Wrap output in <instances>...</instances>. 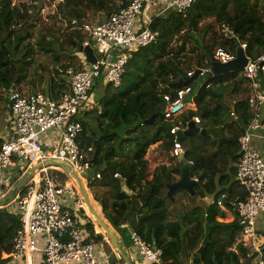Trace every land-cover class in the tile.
I'll return each instance as SVG.
<instances>
[{
  "label": "trees",
  "instance_id": "trees-1",
  "mask_svg": "<svg viewBox=\"0 0 264 264\" xmlns=\"http://www.w3.org/2000/svg\"><path fill=\"white\" fill-rule=\"evenodd\" d=\"M120 3L103 18L126 6L128 0ZM40 10L37 4L16 5L14 0H0V107L8 103L10 92L32 94L36 92L31 89L36 87L41 88V93L58 98L69 90L67 72L82 69V62L76 57L83 56L81 49L88 39L83 28L89 23L87 11H73L68 0H62L46 22L38 16ZM207 18H217L240 39L238 42L225 37L219 48H229L236 54L245 42V53L251 60L264 55V0H197L186 15L170 11L165 17L155 18L150 28L159 33L156 42L135 52L126 65L121 86L114 88L105 83L97 107L82 114V146L93 148L95 172L104 177L101 183L89 177L88 188L93 193L96 186L126 183L133 197L129 198L118 186L117 194L111 193L113 209L119 207L117 217H121L120 210L138 208V222L124 223L162 250L161 264H184L182 258L191 264H254L257 253L242 246V228L234 207L246 198L237 172L241 158L239 139L253 118L249 106L252 89L243 77V70L211 77L210 74L203 81L198 75L188 77L189 72L197 69H213V63L217 62L214 45L207 38L213 27L200 28ZM37 55L54 61L58 79L50 76L49 87L46 77L50 71L44 68L40 74L35 70ZM186 87H192L196 93V109L185 110L175 121L166 119L164 96ZM196 117L206 134L181 140L184 159L172 155L174 163L158 166L149 181L147 156L151 147L158 145L166 154H173L175 137L171 129L180 123L182 129H187ZM151 118L153 122L146 124ZM3 142L0 137V149ZM186 165L191 167V177L199 181L194 188L195 196L178 190L170 197L168 185L177 183ZM52 174L63 184L69 181L61 172ZM116 174L121 178H115ZM13 181L10 183L14 184ZM216 187L220 188L217 193ZM211 194L216 199L227 196L225 207L234 215L232 222L217 220L227 218V212L216 205L207 211L200 206L199 201ZM182 197L187 199V205ZM81 211L84 219L89 220ZM104 211L110 223L119 228L121 221L107 211V205ZM88 228L93 234L91 223ZM22 229L19 214L8 208L0 209V264L9 262L1 256L12 252ZM183 229L186 231L182 238ZM259 234L264 238V231ZM262 249L264 258V245Z\"/></svg>",
  "mask_w": 264,
  "mask_h": 264
},
{
  "label": "built area",
  "instance_id": "built-area-1",
  "mask_svg": "<svg viewBox=\"0 0 264 264\" xmlns=\"http://www.w3.org/2000/svg\"><path fill=\"white\" fill-rule=\"evenodd\" d=\"M196 2L197 0H170L163 11L186 15ZM147 3L148 0H128L126 6L105 21L94 26H83L88 39L82 48L91 47L97 62L90 64L83 55L80 58L82 69L67 72L69 90L66 93L58 98L41 92L9 93L8 107L14 129L0 149V174L13 167L25 169V166L41 165V168L37 171L38 180L31 178L9 203L11 210L21 216L23 229L14 240V248L7 255L8 258L15 261L26 260L28 264H32L36 257H40L43 264H102L96 259L93 234L87 221L65 204L66 195L73 186L69 182L63 184L57 180L51 170L60 171L69 180L73 176L52 164L56 162L70 165L87 185L89 177L102 178L94 169L93 148L82 146L84 126L80 116L91 110L89 104L93 100L94 89L103 77L105 83L114 88L120 87L126 65L134 53L156 42L159 33L150 28L151 20L144 28H136L137 19ZM152 4L156 5L157 1L152 0ZM223 34L228 39L240 42L239 37L227 25L223 26ZM240 47L246 52L245 42ZM115 52L117 55L114 56ZM215 58L221 64H228L237 58V53L229 48H218ZM247 58L243 77L251 84L249 106L253 118L239 139L241 158L237 181L244 188L246 198L237 202L234 207L242 228V246L257 253L254 264H264V239L257 227L258 218L264 213V159L252 145L254 135L264 127L260 121V108L264 106V87L260 84L261 81L264 82V55L257 60ZM199 70L197 74L196 71L189 72L188 77L198 75L203 81L212 73L207 67ZM195 96L192 87L177 90L173 95L166 94L165 118L171 121L179 119L194 104ZM98 110L101 112V108ZM194 122L200 124V118H194ZM185 130L181 123L171 129V134L175 137L172 155L176 158L184 155L178 133ZM49 134H52L51 138L45 140ZM91 171L94 173L90 174ZM115 178L121 177L116 174ZM226 199L225 194L221 195L213 205L228 211L225 207ZM121 227L128 230L132 246L138 251L144 264H161V249L144 240L127 224Z\"/></svg>",
  "mask_w": 264,
  "mask_h": 264
},
{
  "label": "crops",
  "instance_id": "crops-1",
  "mask_svg": "<svg viewBox=\"0 0 264 264\" xmlns=\"http://www.w3.org/2000/svg\"><path fill=\"white\" fill-rule=\"evenodd\" d=\"M154 1H157L156 5L152 4V0H148V3L146 5L143 13L137 19V22H136V28L137 29L144 28L150 20L153 21L155 18L165 17L167 15V12L166 11L164 12L163 10H165V7L170 2V0H154ZM105 20L106 19H104L103 21H105ZM103 21L100 20L99 23H101ZM211 70H212L211 74H213L214 71H213V69H211ZM211 76H213V75H211ZM260 84L262 87H264V82L261 81ZM192 109L193 110L196 109L195 102H194V104H192L188 108V110H192ZM260 121L264 125V106H262L260 108ZM6 123L7 124L11 123V125L9 126L8 132L4 131V129L2 131L0 130V137H2L4 140L7 139L11 135V133L14 129L13 128L14 127L13 119H12V116L10 113V109H9L8 118L6 119ZM51 136H52V134H49L48 136H46L45 140L50 139ZM252 145L256 150H258V152L260 153V155L264 159V127L261 128V130H259L254 135V137L252 139ZM151 155L153 158L151 157ZM172 157L173 156L171 153L169 155L166 154L165 152H163L158 147V145L152 146L150 149V152L147 156V158L150 160V170H151V172H149L148 180L149 181L152 180L154 171L158 166L170 165L171 163H174V161H171ZM180 160H181V158H180ZM22 170L23 169H20L18 167H13V168H9L8 170L1 172L0 180L6 179V180H3L2 185L5 187L8 186L10 188L11 186L9 184H11V185H14L16 183L18 184V182H20V180L26 174L25 172H21ZM184 171H188V173L190 174V170H188L187 168L184 169L183 172L181 173V176L178 177L177 183L181 180ZM36 175L37 174L35 172L33 177H31V178L32 179L35 178ZM103 179H104V177L102 176V178L97 179V181L101 183V182H103ZM117 179H120V178H117ZM192 179L196 180L197 185H198V183H199L198 179L197 178H192ZM12 180H14L13 181V182H15L14 184L10 183ZM34 180H36V179H34ZM123 184H125L126 188L123 187ZM216 184H217V181H216ZM170 185H172V184H170ZM170 185H168V188ZM118 186L121 188V191L123 193H126L129 196V198L133 197L132 196L133 192L128 189V187L124 181H122V182L120 181L118 184H110L109 183L107 185V187L96 186V188L93 192L94 194L88 188L89 193H90V199L92 200V202H95V204H97L100 207V210L102 213L101 214L102 220L112 230L117 241H115L113 238H111L107 234V232L100 226L99 223H98L99 226H97L94 223V220H96V219L94 217H91L89 215V213L87 212V210L84 208L82 197L80 196V193L77 194L78 196L76 195L75 191L73 190L74 188H70V190L68 191V193L66 195V199H65V204L73 212H75L76 214H78L82 218H84V216L81 213L82 212L81 210H84L85 215L89 218L90 221L88 219H86V221L88 224L91 223L92 226L94 227L93 238H94V243H95V255H96V259L99 262H101L102 264H127V262H126V258H127L129 263H131V264H144V260L141 258L138 251L135 248H133V246H132L131 240L129 238L128 230L123 229L121 227L123 224H126L124 222H127L131 225L136 224L138 222V208L136 206H131L127 209L126 208L122 209V210H120L121 211V217H117V212L119 210V207H115L116 209L115 208L113 209L111 193L117 194L116 191H117ZM3 190H5V188ZM3 190H1V191H3ZM13 190L9 189L8 192H5V193L3 192L4 196L0 195L1 196L0 201L5 200ZM176 191H178V190H176ZM218 191H220V188L216 187L215 192L217 193ZM17 193H18V191H17ZM17 193H15L14 196H16ZM174 193H175V191L173 192V194ZM173 194H172V196H173ZM96 196L99 199L96 200L95 199ZM190 196H192V197L195 196V193H194V195L190 193ZM215 197H216L215 194H211V195L204 197L203 199H201L199 201L200 206L203 207L205 209V211H207L209 208H211L213 206V203L216 200ZM10 202H11V200L4 207H0V209L8 208V209H10L11 212H13L11 210L12 208H10V206H9ZM104 203L107 205V211H109V213L112 216L116 217L117 219H119L123 223L122 224L120 222L119 228H115L110 223V221L106 218L105 211H104V209L106 208V205L104 206ZM140 205H141V203H140ZM96 212L98 213L97 210H96ZM225 212H227V218L224 219L223 217L222 218L219 217V218H217V220L220 222H232L234 220V215L232 213H230L229 211H225ZM13 213H16V212H13ZM16 214H18V213H16ZM123 220H126V221H123ZM257 227H258L259 231H261V232L264 231V213L261 214L260 217L258 218ZM131 229H133V228H131ZM117 242L120 245V249L126 254V258L123 257L121 255L120 251L116 248ZM7 255H9V254L3 253L1 256L2 260H8L9 261L7 264H28V262L26 260L15 261L11 258H8ZM36 261H38L37 264H43L40 257H38ZM32 264H35V258H34Z\"/></svg>",
  "mask_w": 264,
  "mask_h": 264
},
{
  "label": "rangeland",
  "instance_id": "rangeland-1",
  "mask_svg": "<svg viewBox=\"0 0 264 264\" xmlns=\"http://www.w3.org/2000/svg\"><path fill=\"white\" fill-rule=\"evenodd\" d=\"M121 1L122 0H68V4L73 11H76L79 13H83L84 11H87V14L89 16V21H88L89 23H85V24L86 25L88 24L89 26H94V25H98L100 20L103 21L105 19V18H103L102 15L105 16V14H107L108 11H110V8H115V7L119 6L121 4L120 3ZM23 2H26L28 5H32V6L33 5L35 6V4H37V8H41L40 14L38 16H40V18L41 17L45 18V20L47 22L48 16L54 14L57 11L58 5L60 2H62V0H14V3L16 5L22 4ZM94 10H99V13L93 12ZM100 16H102V18ZM208 25H212V27H213V29L210 31L207 38L210 41V43L214 45V52H215L219 48L218 46H219V44H221L222 40H225V36L223 34V26L224 25L219 23L217 21V18H207L201 23V27H200L201 30ZM187 50H188V52H190L189 46L187 47ZM113 55L115 56V55H117V53L115 52ZM81 57L82 56H79L76 58H81ZM44 68H46L47 71H50V73L47 72V77H46L48 79V84L46 86L49 87V84L51 82L50 78H49L50 76H52V77L54 76L56 79H58L56 76L54 61L47 56L37 55V64H36L35 70H37L38 73L41 74V72L43 71ZM35 74H36V72H35ZM104 84H105V77L102 78L101 83L97 86V88L95 89L96 91L93 93V100L89 104V107H91V110H94L97 107V102L104 95V89H105ZM31 90H32V92H41V88H37V87L32 88ZM7 105H8V103L4 102V103H2V105L0 107V130L2 131L4 129V131L8 132L9 126L11 125V123H8V124L6 123V119L8 118V114H9V111L7 109L8 108ZM80 118H82V115L80 116ZM151 157H152V155H151ZM33 167H34L33 165L27 166V167L25 166V169H23L21 172L27 173ZM186 168L188 170H191V167L190 166L188 167V165H186L184 169H186ZM51 171L54 172V171H58V170H51ZM58 172H60V171H58ZM93 173L94 172H92V171L90 172V174H93ZM36 174H37V172H36ZM3 180H6V179L0 180V192H1L0 195L1 196L2 195L4 196V193L8 192L9 189L13 190L17 184V183L14 185L9 184L11 186L10 188L8 186L5 187L2 185ZM68 182L70 185L73 186V188H74L73 190L75 191V193L77 195L79 193V188H78L77 182L71 176H70V180ZM4 188H5V190H3ZM1 190H3V191H1ZM182 202L184 203V205H187L188 201L186 198L182 197ZM83 206H84V204H83ZM84 208H85V206H84ZM36 260L37 259H35V264H37V262H38ZM182 262L184 264H191L192 263L190 260L187 261L184 258H182Z\"/></svg>",
  "mask_w": 264,
  "mask_h": 264
},
{
  "label": "water",
  "instance_id": "water-1",
  "mask_svg": "<svg viewBox=\"0 0 264 264\" xmlns=\"http://www.w3.org/2000/svg\"><path fill=\"white\" fill-rule=\"evenodd\" d=\"M81 53L86 57L88 63L95 64L97 62L96 54L91 47L82 48ZM247 63H248V58L246 57L244 50L241 47H239L237 51V58L235 60L229 62L228 64H221L219 62H214L213 63L214 72L211 75L226 74L228 72L243 70L245 66L247 65ZM199 72L200 70L197 69L196 74ZM153 119L154 118H151L149 121L146 122V124H151L153 122ZM194 134H206V131L201 129L197 124H195V122H191L187 130L180 131L178 133V140L181 141L184 138L190 137ZM183 159H184V155L181 157V160ZM183 164H186V162L183 161ZM52 165L54 167L62 168L63 170H65L66 172H68L69 174L73 176V178L78 184L79 193H81V196L83 197L84 202L88 206L91 212V215L98 221L100 226L107 232V234L111 238H113L115 241H117L112 230L103 222L100 215L96 212L92 204V200L90 199V196L87 194V191L84 188L85 183L78 176V174L73 170V168L70 165L64 164V163L54 162ZM40 168H41V165L30 169L29 172H27L25 176H23L20 182H18V184L15 186L14 190L10 193V195L5 200L0 201V207H4L10 200H12L14 197V194L19 189L23 188V186L29 181V179L33 177L34 173L37 172ZM196 185H197V181L191 178L188 171H184L181 180L178 183H175L169 186V191H170L169 195L172 197L173 192L176 190H183V191L189 192L194 195V188ZM86 186L88 188L87 184ZM123 187L126 188L125 184H123ZM184 233H185V229L182 230V234H181L182 238L184 236ZM116 248L120 251L121 255L126 258V254L120 249V245L118 244V242L116 243ZM126 262L127 264H131L129 263L127 258H126Z\"/></svg>",
  "mask_w": 264,
  "mask_h": 264
},
{
  "label": "bare ground",
  "instance_id": "bare-ground-1",
  "mask_svg": "<svg viewBox=\"0 0 264 264\" xmlns=\"http://www.w3.org/2000/svg\"><path fill=\"white\" fill-rule=\"evenodd\" d=\"M35 179L38 180V175L35 176ZM84 188H85V190L87 191V194L90 196L89 190H88V188H87V186H86L85 184H84ZM80 196H81V193H80ZM81 197H82V196H81ZM82 201H83V204H84V206H85V209L87 210V212L89 213V215H90L91 217H93V216L91 215V212H90L88 206H87L86 203L84 202L83 197H82ZM92 204H93L94 208L98 211L99 215H100L101 218H102V215H101V213L99 212L98 208L96 207L95 203L92 202ZM93 219H94V218H93ZM94 223H95L97 226H99V224H98V222H97L96 220H94Z\"/></svg>",
  "mask_w": 264,
  "mask_h": 264
}]
</instances>
